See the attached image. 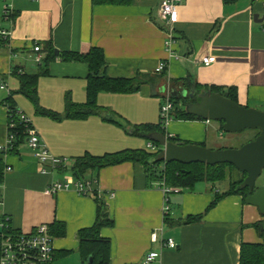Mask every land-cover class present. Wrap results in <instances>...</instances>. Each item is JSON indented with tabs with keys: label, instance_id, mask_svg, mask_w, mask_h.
I'll return each mask as SVG.
<instances>
[{
	"label": "crops",
	"instance_id": "1",
	"mask_svg": "<svg viewBox=\"0 0 264 264\" xmlns=\"http://www.w3.org/2000/svg\"><path fill=\"white\" fill-rule=\"evenodd\" d=\"M159 3L0 0V30L6 32L0 34V84H6L16 107L28 116L48 151L68 160L66 166L50 170L34 158L26 142L16 153L0 149L5 165L0 219L6 218L14 231L23 233L41 224L49 230L53 226L52 233H58L56 223H62L64 233L52 235L56 257L51 264H87L78 252L77 233L93 225L96 200L73 188L45 193L50 182L73 176L70 168L75 158L145 149L149 133L137 134L135 129L144 124L156 126L163 97L170 96L173 88H183L186 80L199 86H233L239 104L264 110V0H180L170 52L164 45L167 28L158 17ZM47 42L57 57L49 62L48 73L38 79L42 109L63 115L66 97L76 103L86 101L87 64L63 61L60 52L101 48L106 76H139L143 82L130 93L100 92L97 103L104 110L102 115L55 119L41 114L17 90L21 74L39 71ZM34 45L40 47L38 52ZM205 57H214V61L206 65ZM160 61L166 67L157 73ZM7 96V90L0 89V145L4 146L8 112L3 100ZM176 108L184 109V105L179 101ZM222 130L219 121L203 118H173L166 128L173 138L212 149L224 148L217 142ZM44 166L49 173L40 172ZM87 176H93L92 188L113 220L112 226L100 230V236L110 241L109 264H141L149 251L159 253L151 264H239L242 242L264 243V235L252 226L264 219L257 206L230 194L209 207L226 189L220 183L202 181L167 194L162 182L135 161L104 166ZM199 215L200 220L184 224L189 216ZM154 232L161 239L172 238L176 247L164 246L161 239L153 242Z\"/></svg>",
	"mask_w": 264,
	"mask_h": 264
},
{
	"label": "trees",
	"instance_id": "2",
	"mask_svg": "<svg viewBox=\"0 0 264 264\" xmlns=\"http://www.w3.org/2000/svg\"><path fill=\"white\" fill-rule=\"evenodd\" d=\"M93 4H114V3H125L127 0H91ZM58 56L63 61H76L84 62L88 66V73L86 77V101L84 103L73 102L69 97L65 99L64 113L63 115L56 114L45 109H42L38 104L37 95V84L38 79L41 75L48 73V64L54 60L57 56L55 50L50 42H47L46 55L40 62V69L35 73H23L19 77V88L17 93L25 96L34 105L35 109L44 115H49L52 118L59 119L61 116L72 119L85 118L92 114L104 113L100 105L97 103L98 94L102 91L112 93H130L137 91L142 84V80L138 77L127 79V78H110L104 74V68L106 66V60L104 57L103 50L98 47H91L86 53H79L73 51L60 52ZM184 87L181 89L173 88V90L179 93L182 90H186L187 93H194L196 95L201 90L206 89L211 92L220 93L221 95L229 98L230 100L238 103L236 89L233 86L227 88L221 87H207L199 86L196 83L190 84L186 80ZM171 101L174 104L173 115L174 118L191 119L199 118L192 114L185 113L184 109H177V102H181V95L172 97ZM184 101H190L188 97L183 99ZM194 100V99H192ZM4 106L7 108L8 121L7 123L13 122V126L8 128V132L13 134V140L10 142L8 148L4 150L6 153H16L17 148L20 144L26 142V127L19 119L17 114L18 108L16 107L15 101L12 97V93L9 92L8 96L3 100ZM183 104V103H182ZM111 120V118H107ZM222 126L223 122L220 121ZM162 131L160 123L156 126L144 124L135 129L137 134H147L155 131ZM258 134L256 131L255 136ZM171 141H178L176 138L169 139ZM154 143V142H153ZM188 143V142H185ZM155 145H159L154 143ZM203 145V144H200ZM204 146V145H203ZM161 149L156 151H150L148 149H126L115 153L104 154L102 156L83 155L75 158L72 162L70 172L76 180H90L93 182V176H87L88 172L99 170L100 168L108 165H114L125 161L140 162L144 167L145 171L150 176H156L161 182L167 187H177L179 189L192 188L198 182H209L217 184L225 181L228 178V184L226 189L221 193L217 194L214 201L209 205L212 207L215 205L217 200L223 196L230 194H237L244 200L253 191H249L248 188H240L239 185L243 181L245 174L240 173V176L234 179L231 174L233 168L237 169L228 163H221L215 165H208L205 163L194 162L190 164H182L179 162H165L160 156ZM4 163L0 159V181H2ZM162 166L159 171L154 170V167ZM92 188V186H91ZM97 202L96 218L92 226L83 228L78 231L77 238L79 241L78 252L83 262L87 264H109L110 263V241L100 236V230L102 227H108L113 225V220L109 218L107 209L104 203L100 200L97 195L95 188L89 193ZM202 218L199 216H189L184 220V224L198 221ZM8 230L12 231V227L9 222ZM58 233H52L53 226L50 227V234L59 235L64 233V225L62 223H56ZM257 232L264 235V231L261 228L259 222L252 224ZM14 231V230H13ZM91 257V262L88 263V257ZM56 257L54 253L53 260ZM52 260V262H53ZM51 262V263H52ZM50 263V264H51ZM239 264H264V243L263 244H252L242 242L240 245V259Z\"/></svg>",
	"mask_w": 264,
	"mask_h": 264
},
{
	"label": "built area",
	"instance_id": "3",
	"mask_svg": "<svg viewBox=\"0 0 264 264\" xmlns=\"http://www.w3.org/2000/svg\"><path fill=\"white\" fill-rule=\"evenodd\" d=\"M180 0H160L158 8V17L160 21L167 28V38L164 41V45L168 52L171 51V46L174 42L173 24L177 20V8ZM4 13H8L7 7ZM0 34L6 35L5 31L0 30ZM40 47L38 45L33 46V50L38 52ZM36 60L40 62L41 58L38 54ZM214 61V57H205L202 62L209 64ZM166 67L165 61H160L155 68V72L160 73ZM0 89L7 90L6 84H0ZM174 104L171 101L169 94L163 97V101L159 109V123L162 128V132L166 140L173 138L172 134L166 131L167 126L174 118L173 115ZM17 114L19 119L26 127V144L33 150L34 158L43 164H47L50 170H54L60 166H66L68 163L64 157L53 156L40 139L37 130L32 126L28 116L18 109ZM13 126V122L7 123L8 128ZM13 134L7 133L6 145H0L1 150H5L13 140ZM146 149L150 151L158 150V146L152 141H149L146 145ZM48 167H42L41 173L46 174L50 171ZM95 180H93L94 182ZM92 182L90 180H76L73 176L64 178L63 181H52L45 189V193L53 194L61 189L73 188L81 195H89L92 191ZM162 190L169 194L170 192H179L177 187H167L164 182L161 185ZM98 197L100 194L97 192ZM114 194L111 193L110 196ZM1 204V202H0ZM168 207H164V212L167 213ZM7 219H0V264H50L54 257L53 239L49 231V227L46 224L36 226L32 231L23 233L16 231H9ZM160 234L154 232L151 234V240L153 242L160 240ZM161 243L169 248H175L176 243L172 238L161 239ZM159 253L156 251H149L145 254L141 264H151Z\"/></svg>",
	"mask_w": 264,
	"mask_h": 264
},
{
	"label": "water",
	"instance_id": "4",
	"mask_svg": "<svg viewBox=\"0 0 264 264\" xmlns=\"http://www.w3.org/2000/svg\"><path fill=\"white\" fill-rule=\"evenodd\" d=\"M255 21L258 16L254 15ZM261 21V20H260ZM57 54V52L55 51ZM172 97L181 95V102L187 114L195 115L205 120L223 122L222 128L229 133L241 132L245 129H254L258 134L237 148L210 149L206 146L194 143H185L182 140H166L162 132H151L146 135L149 141L157 143L161 147L160 156L165 162H179L190 164L194 162L215 165L228 163L233 165L245 177L240 188H248L253 191L244 202L255 205L264 215V185L257 186L256 181L264 169V110L245 107L236 103L220 93L203 89L196 95L187 93L184 89L181 93L171 89ZM188 97L190 101H184ZM194 99V100H192ZM264 231V219L260 222ZM88 263L91 257H88Z\"/></svg>",
	"mask_w": 264,
	"mask_h": 264
},
{
	"label": "rangeland",
	"instance_id": "5",
	"mask_svg": "<svg viewBox=\"0 0 264 264\" xmlns=\"http://www.w3.org/2000/svg\"><path fill=\"white\" fill-rule=\"evenodd\" d=\"M256 131L257 130H254V129H245L241 132L229 133V132L222 130L221 131L222 136L218 138L217 142L219 144V147L237 148L240 145H242L243 143L253 139L254 135L256 134ZM159 148L161 149L160 146H159ZM210 149H212V148H210ZM231 176L234 179H236L237 177L240 176V172L238 170L236 171L233 168ZM259 182L264 183V169L262 170L261 175L257 179L256 184H258ZM227 184H228V178L225 181L220 183V185L223 188H226Z\"/></svg>",
	"mask_w": 264,
	"mask_h": 264
}]
</instances>
